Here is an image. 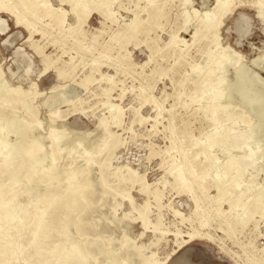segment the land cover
Here are the masks:
<instances>
[{
    "label": "rangeland",
    "instance_id": "374dc122",
    "mask_svg": "<svg viewBox=\"0 0 264 264\" xmlns=\"http://www.w3.org/2000/svg\"><path fill=\"white\" fill-rule=\"evenodd\" d=\"M38 2L52 9L53 16L27 6L25 25L16 23L14 14L2 8L12 6L10 1L0 0V20L4 22L0 31L1 82L8 90L21 91L18 102L0 114V129L11 118L37 120L34 134L45 138L42 154L51 150L50 129L61 130L65 125L67 131L59 144L64 147L55 167L58 178L55 175L50 184L25 186L19 203L34 206L49 185L64 193L67 174L62 173L63 168L76 173L95 159V164L84 166L91 170L95 202L91 206L81 202L83 208L86 205L85 213L64 212L63 221L68 225L52 239L51 247L57 249L46 264L60 261L62 247L71 244L89 247L95 257L80 264H125L127 252L134 256L132 264H143L141 257L152 253L156 264H264L263 105L251 101L252 89H247L243 100L233 89L237 70L245 66L247 80L242 87L252 81L255 90L264 95V21L257 12L264 0H231L232 10L218 19L217 48L208 43L204 32L193 40L196 27L204 13L214 8L215 0H113L106 15L97 8L86 10L80 22L68 4ZM62 11L65 17L59 27L57 18ZM221 51L232 62L221 66L219 90L223 96L218 102L244 118L232 123L219 113V121L210 126L211 116L200 110L208 101L209 89L199 88V76ZM192 66L198 69L192 71ZM27 100H31L30 111L26 110ZM105 104L112 106L108 109ZM117 110L120 123L113 119ZM59 113L52 121L51 116ZM100 119L106 121L115 145L111 148L112 168L104 174L109 152L97 154L107 137ZM216 130L229 131L230 136L247 135L251 140L243 151L216 147L210 151V160H205L203 145L209 132ZM6 139L11 143L15 136L9 134ZM247 152L256 154L253 166L237 178V187L230 175L225 176L228 181L219 198L212 181L215 171L223 173L222 165L230 158L234 162L243 156L248 159ZM212 161L216 162L209 176L198 183ZM50 164L46 159L44 167ZM124 166L137 174L118 180L112 172ZM176 169L183 171L186 185L179 183ZM81 177L76 175V179ZM257 197L261 213L245 208ZM83 224L81 234L77 226ZM198 232L201 235H195ZM88 241L95 245L87 246ZM18 264H24L23 260Z\"/></svg>",
    "mask_w": 264,
    "mask_h": 264
},
{
    "label": "bare ground",
    "instance_id": "6f19581e",
    "mask_svg": "<svg viewBox=\"0 0 264 264\" xmlns=\"http://www.w3.org/2000/svg\"><path fill=\"white\" fill-rule=\"evenodd\" d=\"M9 1L12 6L4 4L2 8L9 13L14 14L16 17V23H23L27 25L29 20L27 6H32L35 12L40 10L43 11V13L49 17L54 14L52 9H49L47 5L38 2V0H25L24 2H20V0ZM111 1L113 0H78L76 2L73 0H59L61 5H69L70 13L75 16L79 22L86 16V10L91 11L92 9L97 8L101 10L103 15H106V7ZM148 1L153 3L155 0ZM230 10H232L231 0H215L214 8L204 13L203 18L196 27L193 33V40L197 39L201 32H204V36L208 43H213L216 47L218 19ZM257 12L258 16L264 21L263 5H258ZM193 13L196 16L198 15L196 10L193 11ZM64 17L65 13L62 11L61 15L57 18L59 27L63 24ZM214 17H217V19L214 20ZM3 25L4 22L0 20V31H2ZM136 25L137 23L133 22L132 28H135ZM174 42L175 38L173 37L171 43ZM231 62L232 60L226 55L225 51L218 52L211 59V66H209L207 70L199 76V88H201V90L206 88L209 89L208 95L205 97L208 101L200 110H203L205 114L208 112V115L211 116V118H209L212 122L210 126L219 121V113L222 114L221 118L224 121L229 120L232 123H236L240 118H244V115L238 112H228L227 106L218 102L223 96L219 90V86L223 83V76L220 69L222 65H227ZM47 67V64H45V68ZM197 69V66L191 67L192 71ZM217 71L219 73L215 76V72ZM247 71L248 69L245 66H242L237 70L233 89L238 93L240 100L244 99L247 89H252L253 94L251 96V101L257 102V104H260L261 106L263 105V109L261 108L260 110L258 108L263 112L264 95L255 90L256 88L253 87L254 83L252 81H248L250 85L246 88L242 87L243 83L247 80ZM59 76L61 75L59 74ZM88 79L89 78H86L85 81ZM204 92L207 93V91ZM18 98H21V91L19 88L11 90L6 89L5 86L2 85L0 75V114L4 113L6 108L13 106L16 102H18ZM25 103L26 105L28 104L26 106V110L30 111L32 109L31 100H27ZM105 105L108 109L112 106L107 104ZM29 115L35 117L32 112H30ZM59 115L60 113L57 116H51V120L53 121V119ZM120 118L121 112L120 110H117L113 119L116 123H120ZM139 121L142 122V120ZM258 122L260 123V121ZM99 126L102 127L104 130L103 133L107 135V137L97 148V154L100 155L105 152H109L108 161H106L103 165L104 171H102V174H104L107 168H112L111 158L114 155V152L111 151V148L115 146L113 144L114 135L110 129L107 128V123L104 119L99 120ZM38 127L39 124L37 120L11 118L8 122H6L3 129H0V264H18L21 260H23L24 264H46L48 257H52L57 249L51 247L52 239L60 232L61 229L64 230V228L68 225V223L63 221L62 215H64V212L76 210L81 213H85L86 205L91 206L95 202V194L93 191L94 180L91 177V170H85L86 167H84L85 165L91 166L95 164V159H92L76 170V173H70L67 167L63 168L62 173L67 174V188L64 193H57L53 188L56 186L52 187V185H49V188H47L43 197L39 199L34 206L30 202L24 205L19 203L20 194L25 190V186L31 183H35L37 185L42 183L50 184V182L54 180L55 175L56 178H58V174L55 172V167L58 165L61 153L63 152L64 146L61 145V147L59 144L60 141L64 139L65 132L67 131L66 127L63 125V129L61 130L53 128L49 130L48 139L51 150L44 154L41 152L46 146L44 144L45 138H41L34 134V129ZM9 134H14L15 136V140L11 143H8V140L6 139ZM249 139L250 137L247 135L242 136L240 134H236V136H230L229 131H211L206 138L201 154L204 156L205 160H210V151L216 147L223 148L229 152L235 148H240L242 150L247 147L246 145L249 142ZM78 144H75L74 146H78ZM198 144L199 141L196 140L195 145ZM251 153L249 154L247 152V154H249L248 159L243 156L236 162H234V159L231 158L227 160L222 165V168H224L223 173L215 171L212 181L219 198L223 197L225 192L224 184L228 181L226 180L228 178L225 176L230 175V178H232L230 182L237 187V178L246 174L247 167L253 166L255 160L254 155L256 154ZM68 155L71 154L69 153ZM46 159H49L51 162L50 166L47 168L44 167ZM215 162L216 161H212L211 164L208 165L209 168H206L203 171L198 178V183L202 179L209 176V169L215 165ZM176 172V177L179 183L186 185L187 180L182 176L183 171L181 169H176ZM77 174H80L82 177L80 179H76ZM134 174H137V171L131 169L129 166L115 167L112 172L114 177L118 180L124 181L127 180V176ZM103 178L104 177L102 176L101 179ZM187 188L190 192H192L190 186H187ZM248 188L249 187L247 186V189ZM258 194L261 195L262 192H259ZM82 201L86 204L84 208L81 203ZM134 206V203H131V207L135 208ZM248 206L252 212L259 211L258 213H261L262 211V203L260 202L259 197L254 199L249 204H245L246 209ZM244 213L246 212L244 211ZM250 216V214L246 215L244 217L245 220H248ZM201 223L202 226L205 225V222L201 221ZM84 227L85 224L81 227L77 226V231L81 234L84 233ZM29 233H33V235L28 237ZM98 235L99 232L95 234V236ZM195 235H201V232H198ZM93 244L95 245V243L88 241L87 246ZM62 248L65 250L62 252L60 261L55 262V264H80L88 262L91 257L95 258L89 252V247L82 249L77 244H71L70 248ZM97 249L99 251L102 250L100 247H97ZM133 260L134 256L127 252L123 262L125 264H132ZM141 261L143 264H156V261L154 260V253L150 256L141 257Z\"/></svg>",
    "mask_w": 264,
    "mask_h": 264
}]
</instances>
